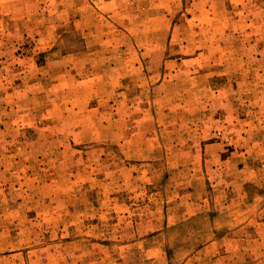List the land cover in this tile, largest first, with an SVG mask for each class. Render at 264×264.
<instances>
[{
	"label": "rangeland",
	"instance_id": "obj_1",
	"mask_svg": "<svg viewBox=\"0 0 264 264\" xmlns=\"http://www.w3.org/2000/svg\"><path fill=\"white\" fill-rule=\"evenodd\" d=\"M0 264H264V0H0Z\"/></svg>",
	"mask_w": 264,
	"mask_h": 264
}]
</instances>
